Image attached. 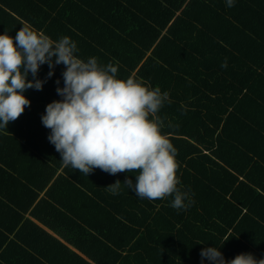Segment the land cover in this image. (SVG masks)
<instances>
[{
	"label": "trees",
	"instance_id": "obj_1",
	"mask_svg": "<svg viewBox=\"0 0 264 264\" xmlns=\"http://www.w3.org/2000/svg\"><path fill=\"white\" fill-rule=\"evenodd\" d=\"M25 25L53 40L69 36L81 58L111 62L119 77L168 92L157 115L177 149L178 187L194 200L178 210L171 196L137 197L123 182L135 180L127 170L109 174L95 168L87 176L64 166L88 206L75 226L68 224L72 232H64L65 239L94 262L38 226L40 236L82 264H200L201 248L225 239L221 251L228 259L240 252L264 257V0H235L232 7L225 0H0V33L15 36ZM64 67L55 65L42 89L25 90L31 103L0 131V168L13 176L19 161L16 175L23 187L32 183L29 169L39 168L33 176L44 187L63 165L48 139L49 149L40 150L28 133L30 127L45 128L41 115L47 103L61 98L56 81L63 85ZM48 71L45 63L38 76ZM12 129L21 140L4 134ZM49 131L37 132V141ZM47 161L51 171L44 170ZM118 179L121 188L114 195L107 185ZM242 227H252L255 237ZM45 259L51 262L37 256L34 264L63 262Z\"/></svg>",
	"mask_w": 264,
	"mask_h": 264
},
{
	"label": "clouds",
	"instance_id": "obj_2",
	"mask_svg": "<svg viewBox=\"0 0 264 264\" xmlns=\"http://www.w3.org/2000/svg\"><path fill=\"white\" fill-rule=\"evenodd\" d=\"M234 3L225 0L228 7ZM78 51L69 36L53 40L26 25L15 36L0 33V129L31 103L25 90L42 89L54 66L62 63L63 85L59 78L56 81L61 98L47 103L41 115L42 124L50 129L47 139L62 163L87 176L95 168L109 174L127 170L135 180L129 176L123 182L137 197L171 196V207H191L190 192L178 187L177 149L161 131L163 121L157 115L169 99L168 92L131 76L119 77L113 63L101 64L95 56L81 58ZM45 63L49 71L40 78ZM120 182L107 185L114 195ZM225 240L201 248L200 264H264V257L258 259L251 252L225 259L221 251Z\"/></svg>",
	"mask_w": 264,
	"mask_h": 264
},
{
	"label": "crops",
	"instance_id": "obj_3",
	"mask_svg": "<svg viewBox=\"0 0 264 264\" xmlns=\"http://www.w3.org/2000/svg\"><path fill=\"white\" fill-rule=\"evenodd\" d=\"M35 124L37 126L39 122ZM38 127H30L29 130L33 131V133H28V138L33 140L32 143L34 140L37 142L36 148L40 150L49 149L46 136L43 138L44 140L42 139L43 141H37L36 138L37 132H45L47 134L49 129ZM3 130L5 129H0V131ZM11 132L10 134H4L6 136L14 135V140H21L20 131H13L12 129ZM2 137V134H0V143L4 141ZM14 165L17 168L13 172V176L6 175L0 168V264H10V262L34 264L37 256L44 262H51V259L46 261L45 256H47L48 258L52 257L62 260L61 264H82L77 258L64 254L65 252L53 242L54 240L40 236L39 227L66 244L72 253L83 256L89 262H94L79 247L65 239L64 232H72L68 224L71 223L72 226H75L76 222H78V216L88 212L87 199L79 190V185L76 183L78 181L64 171L65 165L63 164L58 169L55 176L50 177L44 187L40 186L43 179L33 176L35 175L34 173H38V167L34 170L29 169L26 172L27 179L32 181V183L23 187L16 175V170L20 169L22 164L17 161ZM42 165H44V170L51 171V161L42 162ZM60 173L65 176L57 178ZM235 226L232 225L229 231L234 229ZM250 229L252 227H242L243 234L255 237L250 232ZM261 239L262 235L259 236V240ZM29 244L39 247L41 254L34 251ZM96 245L88 249V251L95 252L94 248ZM233 246L236 245L233 244ZM25 250H29L36 257L30 258L24 255ZM227 253L230 252L227 251ZM224 257L228 259L225 254Z\"/></svg>",
	"mask_w": 264,
	"mask_h": 264
},
{
	"label": "bare ground",
	"instance_id": "obj_4",
	"mask_svg": "<svg viewBox=\"0 0 264 264\" xmlns=\"http://www.w3.org/2000/svg\"><path fill=\"white\" fill-rule=\"evenodd\" d=\"M25 220V219H24Z\"/></svg>",
	"mask_w": 264,
	"mask_h": 264
}]
</instances>
